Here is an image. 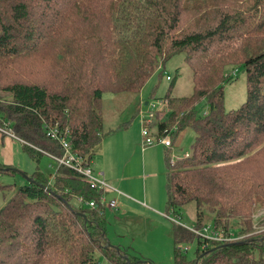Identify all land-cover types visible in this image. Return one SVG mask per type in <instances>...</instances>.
I'll use <instances>...</instances> for the list:
<instances>
[{"label":"trees","instance_id":"1","mask_svg":"<svg viewBox=\"0 0 264 264\" xmlns=\"http://www.w3.org/2000/svg\"><path fill=\"white\" fill-rule=\"evenodd\" d=\"M234 1L246 0H0V61L33 58L40 50L53 60L48 89L14 81L1 87L9 78L0 75L10 98L0 105V126L9 123L38 166L31 176L21 174L30 180L23 176L27 184L0 208V264H41L46 250L56 255L55 264H100L99 256L110 264L137 262L109 243L105 216L72 203L95 197L80 174L61 167L50 183L41 171L42 157L63 154L45 126L58 123L89 165L111 133L104 129V96L141 94L182 52L195 93L173 99L172 83L164 97L170 108L156 127L160 134L177 129L173 139L194 129L196 143L189 158L173 163L165 155L167 209L180 216L196 204L197 228L206 210L215 230L241 238L202 249L199 237L176 226L174 264H264V219L255 220L264 179L251 171L264 157V0ZM234 66L245 69L248 98L226 111L225 87L236 72L227 70ZM202 100L208 108L201 117ZM38 139L49 145L42 149ZM8 173L17 171L0 163V174ZM195 240L191 261L181 246Z\"/></svg>","mask_w":264,"mask_h":264},{"label":"rangeland","instance_id":"2","mask_svg":"<svg viewBox=\"0 0 264 264\" xmlns=\"http://www.w3.org/2000/svg\"><path fill=\"white\" fill-rule=\"evenodd\" d=\"M247 1V0H246ZM246 1H234L243 3ZM38 56L28 59L0 61V75L4 73L9 81L1 83V87L14 82L26 84H39L49 88V63L44 50L37 53ZM186 53H178L168 60L161 69L156 72L146 84L141 94H120L112 100V94L104 96V129L111 132L101 146L96 150L94 167L105 173V182L108 186L121 192L125 196L118 198L117 193L109 190L107 201L118 200L121 202L119 209H106L104 220L107 222L108 240L119 247L133 260L134 264L145 262L147 264H174V227L183 226L187 229L197 225L196 204H190L182 209L181 217L168 210L166 153L174 159V162L185 159L186 154H191L196 143V132L187 128L173 139L174 146L170 150L163 143L155 141L146 153H142L143 124L148 122V117L142 115V109L148 111L145 104L163 100L170 92L171 84L173 99L191 98L195 93L193 83V71L186 63ZM8 65V69L4 66ZM238 70V71H237ZM229 84L225 87L226 111L235 110L247 101L248 83L244 68H228L227 75L234 73ZM0 76V77H1ZM170 78L172 81H168ZM10 101L7 92L0 89V105H6ZM143 106V107H142ZM208 108L207 100H202L197 105L199 116H205ZM1 117V114H0ZM131 123V127L116 132V129L124 123ZM9 123H2L5 128ZM40 146L49 145L41 139L36 140ZM16 166L11 167L16 174H0V208L6 206L11 197L17 192V188L27 184L21 174L25 169L24 149L22 144L16 142ZM42 146V149L43 147ZM40 169L53 181L59 167L54 160L44 156L41 159ZM174 167V165H173ZM252 174L264 179V157L253 164ZM97 170V171H98ZM176 171V169H174ZM74 199L73 204L79 205ZM256 205V221L264 219V205ZM205 221L203 226L212 225L214 216L204 210ZM180 217V218H179ZM234 238H238L236 233ZM198 243L193 241L183 244L181 249L187 250L189 260L196 259L195 252ZM22 253L18 257H21ZM18 259V258H16ZM100 264H110L107 259L99 256ZM15 260V259H14ZM56 255L50 251H44L40 257L41 264H55Z\"/></svg>","mask_w":264,"mask_h":264},{"label":"built area","instance_id":"3","mask_svg":"<svg viewBox=\"0 0 264 264\" xmlns=\"http://www.w3.org/2000/svg\"><path fill=\"white\" fill-rule=\"evenodd\" d=\"M168 80H171L168 78ZM146 108L147 112L142 110V115L146 118L148 117V122L143 124V149L149 148L150 146L155 145V141L163 143L166 148L172 149L174 146V142L172 139L173 130H167L163 134H160L158 128L156 127V123L163 117V113H166L170 108L169 100H157L156 102H152L147 104ZM59 124L49 123L45 126V132L47 134V138L56 142L62 149V156H56L52 154H46L49 158L54 160L55 164L61 167L71 168L77 174H80L83 178L84 182H86L93 192L99 194L98 198L94 197V199H88L86 196L82 195L77 197V202L84 205L86 208L92 211H99L101 214L105 213V209L109 208L112 211L119 208V202L115 199L107 201V193L109 190H113L116 193L117 190L108 186L104 179L97 176L94 173L92 162H87V159L81 155L74 154L73 146L69 141V134L67 131H61L59 128ZM0 133L13 137L18 140L13 133V130L6 125L5 128L0 127ZM23 143V142H22ZM186 158L190 157V154L187 153ZM174 163V159H172ZM119 193V192H118ZM260 219V217H258ZM195 236L199 237L202 242H204L202 249L207 248L210 245V241H215L217 243H225V242H237L241 237L234 238V235H227L223 231H217L210 226H202L201 228H189L188 229Z\"/></svg>","mask_w":264,"mask_h":264},{"label":"crops","instance_id":"4","mask_svg":"<svg viewBox=\"0 0 264 264\" xmlns=\"http://www.w3.org/2000/svg\"><path fill=\"white\" fill-rule=\"evenodd\" d=\"M148 104V103H147ZM147 104H145V106H147ZM143 107V106H142ZM142 110H145L144 108L142 109ZM129 122H127V124H128ZM131 125V123L129 124V126L127 127L128 129H129V127H131L130 126ZM142 129H143V127H142ZM118 133H121V132H118ZM106 140V139H105ZM104 140V141H105ZM15 141L16 142H19L20 144H22V141H20V140H16V139H14L13 137H10V136H6V135H4V134H2V133H0V163L1 164H3L4 166H8V167H14V166H16V149H17V147H16V143H15ZM103 141V142H104ZM102 142V143H103ZM156 144V143H155ZM154 146V145H153ZM153 146H150V147H153ZM22 147H23V149L25 148L24 146H23V144H22ZM150 147L149 148H146V149H143V145H142V153H146V151L148 150V149H150ZM171 150V149H170ZM97 154H96V151H95V155H94V157H93V161H92V167H93V170H94V173H96V175L97 176H99V177H101L102 179H104L105 180V173H103V172H101L100 170H98L97 168H95L94 167V165H95V162H94V160H95V158L97 157L96 156ZM48 157V156H47ZM24 161H26V164H25V169L27 170V171H24V172H26L27 174H28V176H31L34 172H36V169H37V163H35L34 161H32L30 158H29V156L27 155V153L25 152V150H24ZM98 170V171H97ZM166 171H167V169H166ZM167 173H168V171H167ZM58 174V171H57V173L55 174L56 176L54 177V180H55V178L58 176L57 175ZM49 180V179H48ZM53 180V181H54ZM52 181H50V183H51ZM119 192V191H118ZM117 192V196H118V198H122L123 196H125L124 194H122L121 192H119L118 193ZM98 196H99V194L97 193V195H96V193H95V197L96 198H98ZM126 197V196H125ZM127 198V197H126ZM118 201V200H117ZM119 202V207L121 206V202L120 201H118ZM119 209V208H118ZM106 210V209H105ZM104 212H106V211H104ZM101 214V213H100ZM103 216H105V213H103L102 214ZM106 226H107V222H106ZM183 227V226H182ZM185 228V227H184ZM107 238H108V234H107ZM109 241V240H108ZM109 243L110 244H112L110 241H109ZM113 245V244H112ZM115 246V245H114ZM117 247V246H116ZM119 248V247H118Z\"/></svg>","mask_w":264,"mask_h":264},{"label":"water","instance_id":"5","mask_svg":"<svg viewBox=\"0 0 264 264\" xmlns=\"http://www.w3.org/2000/svg\"><path fill=\"white\" fill-rule=\"evenodd\" d=\"M23 176H24L25 178H27V179H29V180H30V178H29L28 176H26V175H24V174H23Z\"/></svg>","mask_w":264,"mask_h":264}]
</instances>
